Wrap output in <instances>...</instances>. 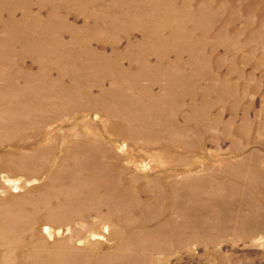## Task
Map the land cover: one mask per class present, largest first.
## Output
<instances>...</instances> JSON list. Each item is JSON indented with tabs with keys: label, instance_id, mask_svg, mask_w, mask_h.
<instances>
[{
	"label": "rangeland",
	"instance_id": "1",
	"mask_svg": "<svg viewBox=\"0 0 264 264\" xmlns=\"http://www.w3.org/2000/svg\"><path fill=\"white\" fill-rule=\"evenodd\" d=\"M209 1L199 22L145 11L151 0H34L35 22L18 11L23 37L43 41L0 46V264H264V0L187 2ZM53 5L70 12L49 17ZM64 17L75 32L59 45L48 27ZM87 51L129 70L139 56L158 82L93 86ZM22 67L43 78L9 92ZM110 87L124 98L105 97L113 113L75 108ZM153 100L165 123L126 107Z\"/></svg>",
	"mask_w": 264,
	"mask_h": 264
},
{
	"label": "bare ground",
	"instance_id": "2",
	"mask_svg": "<svg viewBox=\"0 0 264 264\" xmlns=\"http://www.w3.org/2000/svg\"><path fill=\"white\" fill-rule=\"evenodd\" d=\"M187 1L188 0H151L149 6L145 7V5H144V10L150 11L154 14H157V16L160 15V16H163V17L169 18V19H174V18L175 19H186L189 21L197 20V22H199L200 20L205 19L204 17L206 14V8L209 9V8H212V6H213V2L209 1V2H206V4L204 5V8L200 6V7H197V9H196V7H194V4H192V6H191V4H189ZM132 2H133V0H132ZM34 4H35L34 0H14V1L13 0H0V10L3 12L2 9H5V15H7V17H8V18H6V20L2 21V29L1 30L4 34L3 35L4 39H2L0 41V46L5 47L6 43H10V44L19 43L20 45H22L23 48H25L26 46H34V44L38 45L39 41L40 42L43 41L42 38L40 40L36 39V41H35L34 40L35 38L32 35H30L29 38L25 39L23 36L27 33L26 26H24V24L22 25L23 22H20V20H19L20 18L17 16L18 11H20V9H21L22 15L20 17L31 18V21L33 20L32 22L40 20V17H42L41 13L32 10ZM68 9L69 8H67V5H64V6L53 5L51 13L49 14V17H51V15H52V17H54V19H55V18H57V15L61 11H64L65 14L67 15L70 12V11H68ZM146 9H148V10H146ZM262 13H264V11H262ZM205 26L207 28H211L212 24H211V22H206ZM164 27H161V25H157V26H155V28L153 27L150 30H143L142 33L146 36V34L148 32L150 34V37L155 39V38H157L159 33L162 34L165 31ZM102 28H104V27H102ZM65 31L75 32L74 27L72 26L71 23H68V21L65 19V17L61 21L59 20V21H54V23H50V26L48 27V32L57 34L59 36L58 37V39L60 40V43H58L59 45H63L62 39L64 38V32ZM126 31L128 33L130 32V30H126ZM194 31L195 30H193V29L187 28V26H182L181 34H183L184 36L190 37L193 35ZM130 33H133V31ZM27 40H28V42H31L29 45H25V43H24ZM23 43H24V45H23ZM205 45H206V43L203 44V46H205ZM168 48H175V47L171 43V47L168 44ZM87 52L90 53V56L95 61L100 62V64L97 65L93 70H95L96 72H99L100 74L103 75V79L100 80L101 83L95 84L93 86L102 87L103 81L105 80V78L106 77L109 78L112 74L114 75V77L112 78L113 81L114 80H126L129 82V80H131L130 83H132V84L127 83L130 91H132L134 88L138 87L137 86L138 80L142 79V78L151 79L153 83L158 82L159 78L157 76H151L148 71H145V66H144L145 64L140 65L138 63L139 62L138 60L140 58L139 56L136 59L137 62L131 61V66H130L131 70H129V67L128 68L123 67V65H121L120 61H118V62L109 61L106 59V56H104V55L99 56V55H94L90 51H87ZM116 54L123 58V55L121 53L117 52ZM142 58H143V56H142ZM20 63H19V65H20ZM51 68H53V66H51ZM51 68H50V71H51ZM75 68H76V71L79 73L83 70V68L81 66H76ZM46 71H47L46 78L48 79L49 82H51L53 85H55V81L53 80L50 71L48 69H46ZM42 72L37 76L36 75L31 76L30 71H28L24 67H22L21 69H18V71L16 73L14 72L13 73L14 75L9 73L10 78H11V83H12V86L10 88H8L9 92H11V90L14 89L15 93L18 92L22 95H25V93H26L25 91H24L25 93H21V90H18V88H20L19 82L21 80L25 81L26 79L29 81H31L33 78L39 79V76L41 78H43ZM1 79H5V68H4V66H0V80ZM4 87H5V84H3L1 86V83H0V90H2ZM92 87L86 93L91 92ZM68 88H69V85H67V88H66L67 92H65V94H68V91H69V92H73L74 97H76L78 95L77 92H74V90H69ZM119 91L120 90H118L115 87H110L109 89L103 88L102 93H101V97L103 98L104 102H100L97 100L86 101L83 103L78 102L75 105V108H79V110L85 111V118H87V119L89 117V114H90V116H92V114H94L96 111L97 112H99V111L103 112L102 110H104L105 113H110V112L113 113L114 108H112L111 106H106L108 103L105 100V97L108 94H110V97L112 98L113 101L119 99L121 102H123L122 101L124 99L122 96L123 94ZM31 97H33V96L31 95ZM145 101H146V99H145ZM153 101H155V100H153ZM121 102H119V104H121ZM140 104L141 105H136L137 106L136 109L134 108L135 105L132 107L131 104H130V106L128 105L126 107H128V109H130V110L133 109L134 111L138 112V113H135V115H137V116L139 115L138 118L150 120L151 115H156V117H158L160 123L165 121L164 115L162 116V113H163V111L166 110V108L163 109L159 103H157L155 101V103L151 106H147L146 104H143V103H140ZM92 111H94V112H92ZM90 112H92V113H90ZM100 118H101V120H103L104 116H101ZM106 121H107V118H106ZM143 126H146L150 135H154V131H156V130H152L150 123L149 124L144 123ZM171 128L175 129V125H173V127H171ZM112 131L115 132L117 135H125V129L123 128L122 125L119 127V123H114L112 125ZM170 131H172V129L169 128L167 132H170Z\"/></svg>",
	"mask_w": 264,
	"mask_h": 264
}]
</instances>
